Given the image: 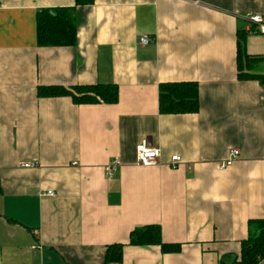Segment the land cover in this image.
<instances>
[{
    "label": "crops",
    "instance_id": "obj_1",
    "mask_svg": "<svg viewBox=\"0 0 264 264\" xmlns=\"http://www.w3.org/2000/svg\"><path fill=\"white\" fill-rule=\"evenodd\" d=\"M69 8L76 45L40 47L38 13ZM250 15L264 0H0V264H106L118 244L111 264L240 258L249 222L264 220V84L239 79L264 76ZM174 83L197 84V112L160 113V87ZM97 84L117 85L118 103L38 94ZM143 141L159 165L136 164ZM146 226L180 251L129 245Z\"/></svg>",
    "mask_w": 264,
    "mask_h": 264
},
{
    "label": "trees",
    "instance_id": "obj_2",
    "mask_svg": "<svg viewBox=\"0 0 264 264\" xmlns=\"http://www.w3.org/2000/svg\"><path fill=\"white\" fill-rule=\"evenodd\" d=\"M93 0H76V6L91 4ZM38 44L40 47H74L77 43V25L74 10H42L38 13ZM244 54L243 44L239 41V57ZM245 56V55H244ZM246 57V56H245ZM249 60V58H246ZM241 80H258L264 84V76L239 72ZM39 97L68 96L76 105L106 104L115 105L119 100L118 86L115 84H97L74 89L40 88ZM159 110L162 115L195 113L198 110V86L194 83L163 84L160 87ZM131 246H160L164 253H177L179 245H168L162 240L161 228L146 226L134 230L130 235ZM124 245L109 246L106 264L121 263ZM260 264L264 260V220L249 222V236L242 243L239 257H226L222 264Z\"/></svg>",
    "mask_w": 264,
    "mask_h": 264
},
{
    "label": "built area",
    "instance_id": "obj_3",
    "mask_svg": "<svg viewBox=\"0 0 264 264\" xmlns=\"http://www.w3.org/2000/svg\"><path fill=\"white\" fill-rule=\"evenodd\" d=\"M249 28L247 33L249 35H258L264 37V15H250L247 18ZM141 46H147L151 43L150 36H143L139 41ZM240 152L238 150H233L231 152L230 159L222 164V169H226L233 165V163L239 158ZM136 164L144 168H150L159 165L161 159V151L155 147L148 144L147 141H143L136 146ZM181 161L178 156L172 157V163L177 166ZM20 166L25 169L33 168L36 164L30 162L21 163ZM122 161L119 158L112 160L107 166V176L108 178H113L117 171L121 168ZM42 197H54L55 193L49 192L48 194L42 193Z\"/></svg>",
    "mask_w": 264,
    "mask_h": 264
}]
</instances>
